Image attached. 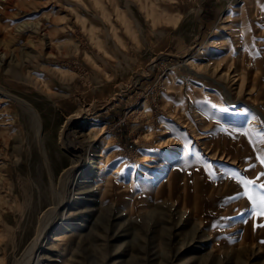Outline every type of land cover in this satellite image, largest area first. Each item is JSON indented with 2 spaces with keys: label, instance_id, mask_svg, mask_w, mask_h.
<instances>
[{
  "label": "rangeland",
  "instance_id": "374dc122",
  "mask_svg": "<svg viewBox=\"0 0 264 264\" xmlns=\"http://www.w3.org/2000/svg\"><path fill=\"white\" fill-rule=\"evenodd\" d=\"M13 95L38 111L41 136ZM208 96L227 102L222 120L203 122L192 107ZM257 109L264 113V0H0V264L38 263L39 253L48 264H264ZM165 121L187 131L197 153L151 189L140 176L161 162L142 161L172 134H160ZM64 142L76 154L114 152L122 183L105 198L85 191L91 216L30 257L52 176L58 184L57 167L75 158ZM132 179L134 191L124 187ZM67 209L46 229L81 212Z\"/></svg>",
  "mask_w": 264,
  "mask_h": 264
},
{
  "label": "bare ground",
  "instance_id": "6f19581e",
  "mask_svg": "<svg viewBox=\"0 0 264 264\" xmlns=\"http://www.w3.org/2000/svg\"><path fill=\"white\" fill-rule=\"evenodd\" d=\"M217 38L220 39L222 38V36L218 35ZM184 63L186 65L188 64L187 59L184 60ZM225 88H226L225 93H227L231 97L229 101L235 102L240 99L237 96L236 91L238 89L236 90V87H234L235 89H233L232 87H229V88L223 87V89ZM6 95L12 96L10 93ZM13 97L17 99L18 101H20L22 105H24L25 109L29 112L28 114L30 116V121H32L33 125L36 127V129L38 130V133L41 136L42 120H41V117L38 111L28 101H25L24 99L16 95H13ZM213 99L214 100L209 99V96H208V98L195 101L191 104L192 107L195 109V112L199 111V114H202L203 122H205V120L208 121V119L211 116H214L218 120H222L220 116L224 115L227 111V110H224L227 107V102H224L223 100H218L215 98ZM216 102L219 104L216 105L215 104ZM256 111L260 116L264 118V113L260 109H257ZM169 115L170 114H168V116ZM71 118H69V120ZM169 123L170 122L165 121L159 124L160 134L162 135L163 133L164 135V133L169 129L172 130V134L161 136L160 138L163 140L161 141L159 140L158 142H156L154 147L146 153L147 155L146 159L142 161L144 167H147V166L149 167L152 165V163L156 161L161 162L154 172L149 171V170H144L145 171L144 175L140 176L141 179H143V182H147L148 185L150 186L149 188L151 189L152 187H154L156 183L159 185L158 188H160L164 186L165 184H167V182H169L172 176L176 175L175 177H177L180 173V169L182 168V167L180 168L181 161L183 159H186L192 156L191 155L192 153H194V155L197 153L196 147L198 146V144H195L194 141H192V139H190L187 136V131L185 130L183 131V129L181 130L178 124H176L177 123L176 121L172 122L171 125H169ZM180 124L186 125L185 123H180ZM167 127H170V128L167 129ZM66 128L67 126L64 128V131L62 133L66 132ZM94 129H96L95 126L91 128V130H94ZM104 131H106L105 128H101L102 135L104 134ZM173 131L175 133H173ZM196 134L198 135L197 137L199 138L206 137V134H203L202 132L200 133L198 132ZM180 138L183 140H179ZM170 142H176V143L172 145H167ZM64 144L66 148L74 151V153L72 152V154L74 155L75 158H73L72 162L69 165L62 167L61 169L59 168L61 164H59V166L57 167L59 169L58 171L60 172V176H59L60 182L58 184L54 183V180H53L54 177L52 176L53 185H51V188L49 189L50 197L48 196L51 199V205L45 211H43V213L39 216L37 227L35 229L34 239L30 243L29 248H28V253L30 257L32 254L35 253L36 250H40V249L42 250L41 247L44 248L46 245H48V247H51V245H53L55 241H59L58 245H60V242L64 241L67 238L68 231L74 226L73 223L71 222L77 221L78 218H81V217H84L87 219V217L91 216V215H88L87 212H83L85 211L84 209L85 207L84 200L86 198L85 191L89 192L91 189L94 188V190L90 192V194L98 192L100 198H105L111 193H115V191L117 190V185L119 186V184L122 183L120 177L125 172L126 167L124 168V166L122 167L120 165L115 166L114 169L111 167L110 159L114 156V152H111V153L108 152V154L107 152L106 153L102 152L101 154L99 153V154H93V155L89 152L86 154L85 153L76 154L75 151L76 150L78 151V148H79L78 145L69 144V143L66 144L65 142ZM94 151H95V148H94ZM185 175L186 173H183L182 178H185L184 177ZM90 179H93V182ZM69 181L73 183L74 189L75 190L77 189V192L74 191L70 193L71 195H69L66 192L67 191L66 186ZM124 187L130 188L134 191L135 184H134L133 179L129 182V184H124ZM133 191L131 194H133ZM131 194H126L125 197L128 196L127 199H130L131 197L129 198V196ZM133 199L129 200L128 205L129 204L131 205L133 203ZM70 205H73V207H70ZM66 208L69 209V212H71V210H81V212L78 215L73 216V217L72 216L65 217L63 220H61L59 224L53 225L51 229H46L50 221L52 220L53 215L58 210L60 212L61 210H65ZM255 222L256 220L255 221L251 220L250 224L254 225ZM84 225L85 223L83 222L79 226L84 227ZM57 226L60 228L54 234L53 240L51 241V244H50L47 242L48 235L50 233V230L55 229ZM240 235H241L240 237L241 240H245L246 238L245 234H240ZM43 255L44 254L40 255L39 253L38 259L36 260H38V263L40 262V264L41 263L48 264L47 261L41 260V258H43ZM25 258L27 259V256H25ZM23 262L25 263V261ZM26 264H31V263L27 262Z\"/></svg>",
  "mask_w": 264,
  "mask_h": 264
},
{
  "label": "snow or ice",
  "instance_id": "6c2138e0",
  "mask_svg": "<svg viewBox=\"0 0 264 264\" xmlns=\"http://www.w3.org/2000/svg\"><path fill=\"white\" fill-rule=\"evenodd\" d=\"M262 187H264V185H262ZM262 203H264V198H262ZM260 214L264 215V211H262Z\"/></svg>",
  "mask_w": 264,
  "mask_h": 264
}]
</instances>
